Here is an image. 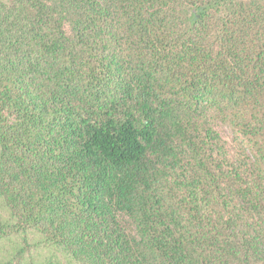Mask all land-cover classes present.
<instances>
[{"label": "trees", "instance_id": "1", "mask_svg": "<svg viewBox=\"0 0 264 264\" xmlns=\"http://www.w3.org/2000/svg\"><path fill=\"white\" fill-rule=\"evenodd\" d=\"M1 247L264 264V0H0Z\"/></svg>", "mask_w": 264, "mask_h": 264}, {"label": "rangeland", "instance_id": "2", "mask_svg": "<svg viewBox=\"0 0 264 264\" xmlns=\"http://www.w3.org/2000/svg\"><path fill=\"white\" fill-rule=\"evenodd\" d=\"M217 130L219 134L221 135L222 139L227 142L228 145L231 144V141L233 139V132L232 129L225 124H218L217 125ZM3 248H0V255L3 253Z\"/></svg>", "mask_w": 264, "mask_h": 264}]
</instances>
